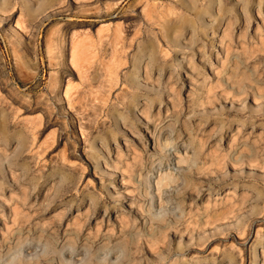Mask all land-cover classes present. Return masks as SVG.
Here are the masks:
<instances>
[{
    "label": "rangeland",
    "instance_id": "rangeland-1",
    "mask_svg": "<svg viewBox=\"0 0 264 264\" xmlns=\"http://www.w3.org/2000/svg\"><path fill=\"white\" fill-rule=\"evenodd\" d=\"M0 10V264H264V0Z\"/></svg>",
    "mask_w": 264,
    "mask_h": 264
},
{
    "label": "bare ground",
    "instance_id": "bare-ground-1",
    "mask_svg": "<svg viewBox=\"0 0 264 264\" xmlns=\"http://www.w3.org/2000/svg\"><path fill=\"white\" fill-rule=\"evenodd\" d=\"M0 13H3V12H1V10H0ZM200 15V14H199ZM200 17H201V15H200ZM80 46L82 45V47L80 48L81 49V51L80 52H75L74 51V53H73V57H74V59H73V63L76 65V66H78L77 65V63L79 62V58H83L84 59V51L83 50H85L86 51V47H85V43H83V40L82 41H79V43H78ZM150 46V45H149ZM148 46V47H149ZM147 47V46H146ZM148 49H150V48H148ZM150 50H152V49H150ZM77 56H80L79 58L77 57ZM75 57H77V59L75 58Z\"/></svg>",
    "mask_w": 264,
    "mask_h": 264
}]
</instances>
